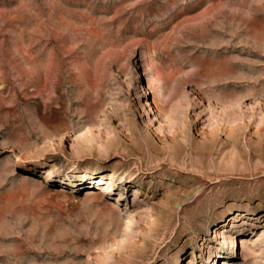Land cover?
<instances>
[{
    "label": "rangeland",
    "instance_id": "rangeland-1",
    "mask_svg": "<svg viewBox=\"0 0 264 264\" xmlns=\"http://www.w3.org/2000/svg\"><path fill=\"white\" fill-rule=\"evenodd\" d=\"M0 264H264V0H0Z\"/></svg>",
    "mask_w": 264,
    "mask_h": 264
},
{
    "label": "bare ground",
    "instance_id": "bare-ground-1",
    "mask_svg": "<svg viewBox=\"0 0 264 264\" xmlns=\"http://www.w3.org/2000/svg\"><path fill=\"white\" fill-rule=\"evenodd\" d=\"M223 51V50H222ZM246 66V65H245ZM250 67V66H249ZM253 67V66H252ZM252 67H250V68H252ZM203 117V116H202ZM200 119V118H199ZM210 119V118H209ZM209 119H205V120H209ZM233 119V118H232ZM232 119L230 120V122L232 121ZM182 120V119H181ZM203 120V119H202ZM226 120V119H225ZM224 120V121H225ZM183 121V120H182ZM217 121V120H216ZM189 122V121H188ZM226 122V121H225ZM228 122H229V120H228ZM172 123V122H171ZM201 123V120H196V121H191L190 120V125H193L194 126V124H200ZM216 123V122H215ZM235 123V122H234ZM180 124V123H179ZM208 124V123H207ZM230 124V123H229ZM216 125H217V123H216ZM222 125V124H221ZM226 125V123L223 125V126H225ZM232 125V124H231ZM230 125V126H231ZM182 126H183V124H182ZM210 126V125H209ZM212 126V125H211ZM218 126V125H217ZM227 126V125H226ZM234 126H236V124L234 125ZM240 126L241 125H239L238 127L240 128ZM192 127V126H191ZM232 127V126H231ZM248 127V126H247ZM189 128V127H188ZM215 128V127H214ZM213 128V129H214ZM224 128V127H223ZM235 128H237V127H235ZM178 129V128H177ZM220 129V128H219ZM241 129V128H240ZM242 129H243V127H242ZM187 130V129H186ZM186 130H184V131H186ZM190 130V129H189ZM192 130V129H191ZM234 130V129H233ZM232 130V131H233ZM183 131V130H182ZM181 131V132H182ZM218 131V130H217ZM244 131V130H243ZM246 131V130H245ZM163 132V131H162ZM180 132V136H182L183 137V140H181L182 141V143H181V147H176V152L175 151H172L174 154H180V153H182V152H185L186 151V153H184V155H186V157H188L190 160H194L195 158H197V160L199 161L198 163H200V165H203L204 167H208L209 169H210V165H213L214 163H216V161H217V159L215 158V155H217L218 154V149H217V146H218V143H219V139L217 140V138L215 137L216 135H214V134H216V133H214V134H212V137H213V140H209V141H204V142H202L200 145H198L197 144V141H196V139H195V137H194V135L192 134V133H190L188 130L185 132V133H181ZM215 132V131H214ZM213 133V132H212ZM219 133V132H218ZM243 133V132H242ZM163 134V133H162ZM178 134H179V132H178ZM208 134V133H207ZM239 133H237V135H238ZM176 135V134H175ZM217 135H219V134H217ZM242 135V134H241ZM219 136H221V135H219ZM178 137V136H177ZM209 137V136H208ZM174 138V137H173ZM219 138V137H218ZM179 139H182V138H179ZM173 140H175V139H173ZM222 140V139H221ZM177 142V141H176ZM222 143V142H221ZM236 143H237V141H236ZM179 143H177V145H178ZM172 146H174L173 144H172ZM179 146H180V144H179ZM219 148V147H218ZM166 149L168 150L169 149V146H167L166 145ZM170 150H174L173 148L172 149H170ZM164 151H166V150H164ZM169 152V151H168ZM168 152H166V153H168ZM222 153V152H221ZM220 152H219V154H221ZM181 159V158H180ZM215 159H216V161H215ZM219 159V158H218ZM222 160V159H221ZM222 163V162H221ZM189 164V163H188ZM192 163H190L189 165H191ZM215 165V164H214ZM214 167V166H213ZM218 168V167H217Z\"/></svg>",
    "mask_w": 264,
    "mask_h": 264
}]
</instances>
